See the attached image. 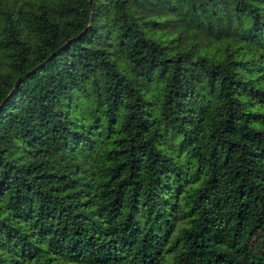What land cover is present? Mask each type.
Wrapping results in <instances>:
<instances>
[{
  "label": "trees",
  "instance_id": "16d2710c",
  "mask_svg": "<svg viewBox=\"0 0 264 264\" xmlns=\"http://www.w3.org/2000/svg\"><path fill=\"white\" fill-rule=\"evenodd\" d=\"M0 264H264V0H0Z\"/></svg>",
  "mask_w": 264,
  "mask_h": 264
},
{
  "label": "water",
  "instance_id": "95a60500",
  "mask_svg": "<svg viewBox=\"0 0 264 264\" xmlns=\"http://www.w3.org/2000/svg\"><path fill=\"white\" fill-rule=\"evenodd\" d=\"M90 1V0H89Z\"/></svg>",
  "mask_w": 264,
  "mask_h": 264
}]
</instances>
